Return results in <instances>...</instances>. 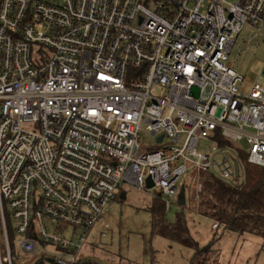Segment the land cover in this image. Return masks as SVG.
I'll use <instances>...</instances> for the list:
<instances>
[{
    "label": "built area",
    "instance_id": "1",
    "mask_svg": "<svg viewBox=\"0 0 264 264\" xmlns=\"http://www.w3.org/2000/svg\"><path fill=\"white\" fill-rule=\"evenodd\" d=\"M247 24L264 0H0V264H79L125 184L150 177L168 211L190 167L197 202L204 174L244 183L220 137L264 166V84L225 63ZM140 132L174 144L142 150Z\"/></svg>",
    "mask_w": 264,
    "mask_h": 264
},
{
    "label": "rangeland",
    "instance_id": "2",
    "mask_svg": "<svg viewBox=\"0 0 264 264\" xmlns=\"http://www.w3.org/2000/svg\"><path fill=\"white\" fill-rule=\"evenodd\" d=\"M149 6L155 8L154 3H150ZM236 39L227 53L228 58L225 63L244 76L241 85L250 91L254 84H264V26L251 27L247 24ZM44 52L50 53L47 49L40 50V45H37L34 47L32 58L35 60ZM151 93L162 96L165 90L154 85ZM139 135L142 150L166 149L174 144L169 137H166L163 143H157L155 136L143 132ZM183 139L184 135L180 139V144ZM229 146L237 150L240 156L245 155L249 149L246 139L231 141ZM231 154L232 152L228 153L230 158L233 157ZM180 180L179 187L183 184L186 186V207H180L177 200L176 202L174 200L171 209L166 211V217L170 222H174L177 213L181 210L189 213L192 235L202 247L209 245L214 237L220 235L215 243H211V252L206 253L202 250L200 254L197 249L183 246L156 234L151 228L152 215L149 209L160 189L153 187L148 191H141L137 187L125 184L121 191L126 193V198H121L118 194L105 216L91 229L88 241L79 256L95 264H264V248H262L264 240L253 234L229 233L230 231L225 230V226L221 224L214 229L212 223L219 220L203 215L199 211L202 197L199 202L194 199L196 180L191 167L183 173ZM203 193L204 190L202 196ZM106 220L110 222V227L104 229L103 224ZM1 227L0 223V245L4 248ZM104 231L106 235H102ZM9 232L10 244L19 252L16 235L11 230ZM207 234H211L213 238L207 237Z\"/></svg>",
    "mask_w": 264,
    "mask_h": 264
},
{
    "label": "trees",
    "instance_id": "3",
    "mask_svg": "<svg viewBox=\"0 0 264 264\" xmlns=\"http://www.w3.org/2000/svg\"><path fill=\"white\" fill-rule=\"evenodd\" d=\"M230 142L223 137L219 138L221 146L229 145ZM245 153L240 156L245 166L244 183L232 185L215 176L203 175L204 193L199 211L203 215L219 220L227 231L241 235L253 234L264 240V166L250 163L247 160L248 154ZM149 211L152 215L151 228L156 234L197 249L200 254L202 250L206 253L211 252V243L220 238V235L216 236L209 245L202 247L192 235L189 213L181 210L177 213L175 221L170 222L166 217L165 202L159 193L156 194ZM79 264L95 263L84 259Z\"/></svg>",
    "mask_w": 264,
    "mask_h": 264
},
{
    "label": "water",
    "instance_id": "4",
    "mask_svg": "<svg viewBox=\"0 0 264 264\" xmlns=\"http://www.w3.org/2000/svg\"><path fill=\"white\" fill-rule=\"evenodd\" d=\"M163 138V135H160L159 136V140H161ZM146 181H147V188L150 190V189H152L154 186H155V184H154V182L153 181H151V178L150 177H148L147 179H146ZM121 198H126V193L125 192H121ZM179 199H178V205L180 206V207H184V205L186 204V196H185V185H183L182 187H181V192L179 193Z\"/></svg>",
    "mask_w": 264,
    "mask_h": 264
},
{
    "label": "crops",
    "instance_id": "5",
    "mask_svg": "<svg viewBox=\"0 0 264 264\" xmlns=\"http://www.w3.org/2000/svg\"><path fill=\"white\" fill-rule=\"evenodd\" d=\"M186 203H187V199H186ZM184 207H186V204L184 205ZM184 207H183V208H184ZM192 212H193V211H192ZM192 212H190V213H192ZM196 214L201 215V214H199V213H196ZM202 217H204V218H206V219H209V218H207V217H205V216H203V215H202ZM209 220H210V219H209ZM193 223H194V222H193ZM191 224H192V223H191ZM192 225H194V224H192ZM231 232H232V233H236V232H233V231H231ZM231 232H229V233H231ZM208 236H211V234H210V235L207 234V237H208ZM211 237H212V236H211ZM212 238H213V237H212Z\"/></svg>",
    "mask_w": 264,
    "mask_h": 264
}]
</instances>
